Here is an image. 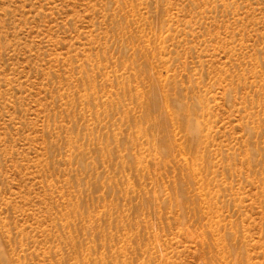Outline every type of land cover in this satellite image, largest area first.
Segmentation results:
<instances>
[{
  "label": "rangeland",
  "instance_id": "1",
  "mask_svg": "<svg viewBox=\"0 0 264 264\" xmlns=\"http://www.w3.org/2000/svg\"><path fill=\"white\" fill-rule=\"evenodd\" d=\"M0 264H264V0H0Z\"/></svg>",
  "mask_w": 264,
  "mask_h": 264
}]
</instances>
